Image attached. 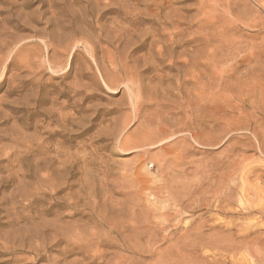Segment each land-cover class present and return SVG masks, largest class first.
<instances>
[{
  "label": "rangeland",
  "instance_id": "374dc122",
  "mask_svg": "<svg viewBox=\"0 0 264 264\" xmlns=\"http://www.w3.org/2000/svg\"><path fill=\"white\" fill-rule=\"evenodd\" d=\"M263 145L264 0H0V264H264Z\"/></svg>",
  "mask_w": 264,
  "mask_h": 264
},
{
  "label": "bare ground",
  "instance_id": "6f19581e",
  "mask_svg": "<svg viewBox=\"0 0 264 264\" xmlns=\"http://www.w3.org/2000/svg\"><path fill=\"white\" fill-rule=\"evenodd\" d=\"M100 66V65H99ZM245 104V103H244ZM255 107V106H254ZM258 107V106H257ZM257 135V134H256ZM261 136V135H260ZM258 145V144H257ZM264 146V145H263ZM258 148V147H257ZM182 191V190H181ZM178 198V197H177ZM172 199V198H171ZM170 200V199H169ZM172 201V200H171ZM169 202V201H168ZM247 206V205H246ZM165 207V206H164ZM154 211V210H153ZM163 211V210H162ZM160 226V225H159ZM159 228V227H158ZM162 228V227H161ZM139 232V231H138ZM141 234H142V232H141ZM140 234V235H141ZM142 236V235H141ZM138 240H139V238H138ZM99 245V244H98ZM139 245H140V243H139ZM143 246V245H142ZM142 248V247H141ZM34 249V248H33ZM145 250V249H144ZM140 253H142V252H140ZM140 255H143V253L142 254H140Z\"/></svg>",
  "mask_w": 264,
  "mask_h": 264
}]
</instances>
